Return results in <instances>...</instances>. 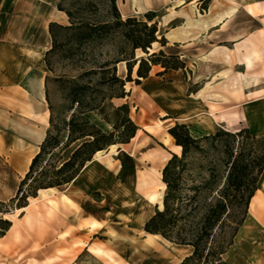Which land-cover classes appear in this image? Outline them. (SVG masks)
Listing matches in <instances>:
<instances>
[{
  "label": "rangeland",
  "instance_id": "374dc122",
  "mask_svg": "<svg viewBox=\"0 0 264 264\" xmlns=\"http://www.w3.org/2000/svg\"><path fill=\"white\" fill-rule=\"evenodd\" d=\"M59 1L0 0V39L8 48L21 50V59L25 58V50L32 54L33 61L28 67L25 66L24 73L42 74L44 92L47 90L48 96L45 110L48 115L46 122H44L42 110L34 114L16 111V106L20 103H28L27 106L31 107V101L32 105H38L33 94L23 90L26 87L25 80L15 84L8 81L6 96L0 97V202L5 203L2 208L7 210L5 214L0 212V217L10 220L11 226L13 225L11 230L6 232L7 235L5 233L6 236L0 239V251H2L0 264H178L191 252V247L180 246L162 237H155L153 250L146 252L141 248V245L151 238L143 231V225L147 217L155 212L158 204L153 201L148 202L145 195L137 188L131 189L133 180L127 179L126 169L121 163V157L125 160L127 167L132 160L138 161L140 140L123 146L124 151L119 154L116 153V149L119 148L115 146L113 150L106 148L102 154L95 157L102 166L111 169L110 176L105 175L100 178L99 190L94 180L92 182L76 180L74 183L56 187L54 191L40 190L35 198H28L30 207L25 212L16 211L15 204L10 201L16 195L18 185L28 170L29 163L26 162V157L29 155L33 157L39 150L36 148V143L41 133L46 134L49 128L50 113L54 124L61 127L63 120L68 121L71 114L77 112L76 105L71 108L72 80H76L77 76L83 72L96 70V74L86 75L80 81L81 83L89 82L90 85L89 89L78 90L79 97L85 102L98 104L102 97L109 96L112 92L108 87H98V68L117 56V40L115 39L102 44L95 42L80 47L62 44L48 56L50 67L46 66L44 56L51 47V39L47 33L49 22L68 24L65 13L57 9ZM116 1L119 10L126 13L132 12L134 14L132 16L139 20L145 19L144 14L148 11H144L142 0ZM209 2L210 0H202L200 7L206 9ZM233 6L236 7L235 4L231 7ZM246 10L257 17V25L264 35V2L256 6L247 4ZM155 12L153 21L157 23L159 37L175 26L174 21L161 25V20L165 21L167 13L174 16V8L170 4ZM177 46L169 44L162 47L156 42L149 52H158L162 49L166 54H177L174 53ZM15 56L18 59L17 53ZM135 56L146 57L147 54L137 49ZM181 59L185 60L184 57ZM184 63L185 69L180 70L188 78L192 76L191 66L190 63L185 61ZM152 69L155 75L162 74L163 69L160 66H154ZM135 70L136 66L133 69L132 78H136ZM117 74L125 78V64L121 62L117 64ZM165 82L164 79L158 80L157 85ZM133 84L137 86L134 82ZM198 85L199 83L192 84L189 89L194 90ZM20 90L27 96L26 99L20 97ZM127 100H130L129 116L137 125L151 123L145 111L152 108L155 110L156 114L153 118L158 127L152 131L156 134L153 146L161 155H169L168 147L163 148L157 139H162V132L166 131L165 127L174 120V103L155 104L139 87H135L133 95ZM121 101L122 99H113L116 104ZM87 116L97 126L104 130L108 129L94 113H89ZM163 119L164 122L161 123ZM147 128L152 130L151 127ZM157 129H161V132ZM60 134L65 136L66 130L62 128ZM142 136L148 138L149 134L144 132ZM163 141L175 149L172 144L166 142V138ZM81 142L77 141L64 150L62 157L67 159ZM14 158L16 163L13 162ZM200 159V155L197 154L189 157L193 166H197ZM143 165L146 164L143 163ZM151 169L156 172L155 167ZM152 180L154 183L155 180L153 178ZM154 190L158 191V185L154 186ZM62 195L67 196L71 202H63ZM47 196L56 202V207L51 206ZM103 210L108 212L104 214ZM90 221H97L99 224H94L90 228ZM256 223L252 216V209L249 208L246 216L247 225L241 228V231L239 228L233 241L235 245L233 244L234 246L229 248L224 256L229 264L238 260L240 251L247 252L251 258L250 263L258 261L256 258L260 255V251H264V247H261L264 228L256 227L255 230L252 229L253 231L246 229L247 226L250 227ZM245 236L250 238V242H243ZM46 238L49 240L45 241ZM91 245H100L113 258L104 260L93 255L88 250Z\"/></svg>",
  "mask_w": 264,
  "mask_h": 264
},
{
  "label": "trees",
  "instance_id": "16d2710c",
  "mask_svg": "<svg viewBox=\"0 0 264 264\" xmlns=\"http://www.w3.org/2000/svg\"><path fill=\"white\" fill-rule=\"evenodd\" d=\"M57 9L65 13L68 24L49 22L51 47L44 56L46 66L50 67L48 56L62 44L80 47L115 39L117 56L98 68V87H108L112 92L98 104L85 102L78 90L89 89L90 85L80 81L86 75L96 74V70L83 72L72 80L71 108L76 105L77 112L68 121L63 120L61 127L54 124L50 113L49 128L39 150L32 157L16 195L10 199L16 208L28 205V198H35L40 190L70 183L96 153L111 145L126 144L134 137L138 126L129 116L128 103H113V99L128 95L126 83L140 84L153 66H160L161 73L186 67L178 54H166L162 49L149 52L153 43L162 47L167 43L164 35L158 37L154 11L146 12L144 20L135 16L123 18L116 0H60ZM137 49L147 56L136 57ZM120 62L126 67L125 78L117 74ZM135 66L136 78H132ZM45 99L48 102L47 90ZM89 113L106 122L111 131H103L91 122ZM62 128L66 130L65 136L60 134ZM167 132L181 151L171 153L161 170L164 195L145 221L143 231L191 247V252L178 264H229L224 255L246 219L264 172V137L254 135L246 127L236 131L220 127L212 134L194 138L183 123L173 124ZM77 141L82 142L64 159L62 152ZM192 154L201 157L197 166L189 161ZM4 206L0 202L2 214L7 213ZM10 227L11 221L0 217V236Z\"/></svg>",
  "mask_w": 264,
  "mask_h": 264
},
{
  "label": "crops",
  "instance_id": "0c3cea01",
  "mask_svg": "<svg viewBox=\"0 0 264 264\" xmlns=\"http://www.w3.org/2000/svg\"><path fill=\"white\" fill-rule=\"evenodd\" d=\"M262 2L264 0H210L206 9H203L200 7L202 0L141 1L144 11L155 12L170 4L173 6L174 16L172 17V14L167 13L165 21L161 20V25H167L174 21L175 26L165 31L163 35L167 41L166 45H178L174 53L181 54V57L185 58L183 61L190 63L192 71V76L186 78L184 72L180 69L168 70L161 75H155L153 69H151L148 77L141 79L140 84L137 86L133 82L126 83L125 89L130 96L118 98L122 99L119 104L113 102L115 105L123 103L130 105V100L127 99L131 98L135 87H139L155 104L162 102L174 103V120L165 127L166 131L162 132V139H157L163 148L168 147L169 155H161L153 146L156 134L152 131H155V128L158 127L153 118L156 114L153 108L148 111L144 110L151 123L137 125L133 121L138 129L128 143L108 147L113 150L117 146L116 148L119 149H116V153L119 154L124 151L123 146L140 140L138 161L132 160L127 167L125 160L121 157V163L126 169L127 179L133 180L131 189L137 188L145 195L148 202L153 201L155 204H160L159 202H161L165 190L161 181V170L171 153L180 154L181 151V148L174 143L173 138L167 132V129L173 124L183 123L187 125L190 135L194 138L212 134L220 127L228 131H236L246 127L254 135L264 137V35H262L260 27L257 25V17L246 10L247 4L256 6ZM232 4H235L236 7H231ZM119 11L123 17L134 15L132 12ZM16 53L20 58L18 56V59H16ZM25 53V58L21 59V50L8 48L6 43L0 39V97L6 96L8 81L15 84L18 81L21 83L25 80L27 88L25 87L23 90L30 91L38 105H32L31 101V107L27 106L28 103H20L16 106V111L34 114L38 110H42L44 122H46L48 115L45 111L46 99L43 75L24 73L25 66L28 67L33 61L32 54L27 53L26 50ZM14 56L15 58H12ZM121 64H124V62H121ZM163 79L166 82L157 85L158 80L163 81ZM195 83H199V85L196 89L190 90V85ZM19 95L24 99L27 97L22 90L19 91ZM98 120L108 129L104 130L98 126L99 128L106 132L111 131V127L106 122L99 117ZM163 122L164 119L161 123ZM147 127H151L152 130H148ZM157 130L161 132V129ZM144 132L149 134L148 138H143L142 133ZM44 136V132L41 133L36 148H38ZM164 138L175 149L166 145L163 141ZM102 152L103 150L96 153L93 159L82 168L77 177L68 184L74 183L76 180L78 182H92L94 180L96 188L99 190L100 178L105 175L110 176L111 171L104 165L102 166L98 159H95ZM118 161L120 163V158ZM13 162L16 163V158ZM143 163L146 165H143ZM153 167H155L156 172L151 169ZM152 178L155 180L154 183ZM155 185H158V191L154 190ZM52 190L54 191L55 188L43 191ZM49 196H47L48 202L52 207H56V202L50 199ZM62 198L65 203L71 202L65 195H62ZM29 207L30 203L24 207L16 208V211L25 212ZM249 208L252 209V216L257 223L250 225V227L247 226L246 229L253 231L256 227L264 228V172L260 176L258 189L250 201ZM107 212L108 210H105L103 213ZM94 224H99V222L90 221L89 227L91 228ZM245 225H247L246 219L240 227V231ZM12 227L13 225L7 232ZM6 235H3L0 239ZM249 239L248 236H245L243 242L248 243L250 242ZM48 240L45 239V241ZM233 244L235 245V243ZM233 244L231 247L234 246ZM261 247H264V237H262ZM88 250L104 260L113 258L100 245H91ZM260 252V255L256 258L258 261L255 260L256 263H250L251 258L247 252L240 251L238 260L231 264H264V251ZM0 254H2V251H0Z\"/></svg>",
  "mask_w": 264,
  "mask_h": 264
},
{
  "label": "bare ground",
  "instance_id": "6f19581e",
  "mask_svg": "<svg viewBox=\"0 0 264 264\" xmlns=\"http://www.w3.org/2000/svg\"><path fill=\"white\" fill-rule=\"evenodd\" d=\"M30 160H31V156L29 155V156L26 157V161L29 162ZM149 236H151V238L148 239L144 244L141 245L142 250L146 251V252H150L151 250L154 249V247H155L154 242L155 241L153 240V238L160 237L159 235H155V234L154 235L153 234H151V235L149 234Z\"/></svg>",
  "mask_w": 264,
  "mask_h": 264
},
{
  "label": "water",
  "instance_id": "95a60500",
  "mask_svg": "<svg viewBox=\"0 0 264 264\" xmlns=\"http://www.w3.org/2000/svg\"><path fill=\"white\" fill-rule=\"evenodd\" d=\"M150 51V49H148Z\"/></svg>",
  "mask_w": 264,
  "mask_h": 264
}]
</instances>
